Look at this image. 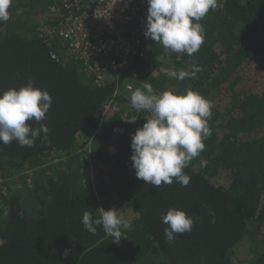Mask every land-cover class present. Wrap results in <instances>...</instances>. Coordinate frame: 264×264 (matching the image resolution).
<instances>
[{"label":"trees","instance_id":"trees-1","mask_svg":"<svg viewBox=\"0 0 264 264\" xmlns=\"http://www.w3.org/2000/svg\"><path fill=\"white\" fill-rule=\"evenodd\" d=\"M13 2L0 22V92L31 79L52 106L41 122L47 139L30 148L0 144V264H264V0H218L192 56L143 35L119 77L100 82L81 62L63 60L64 41L42 34L40 25L55 23L54 0ZM193 64L202 67L195 78L165 74ZM144 82L157 93L197 90L213 102L212 134L184 169L186 187L156 188L135 176L131 133L150 114L131 107L125 85ZM111 207L132 224L118 244L81 223L84 211L98 217ZM171 207L194 224L169 243L161 215Z\"/></svg>","mask_w":264,"mask_h":264},{"label":"clouds","instance_id":"clouds-1","mask_svg":"<svg viewBox=\"0 0 264 264\" xmlns=\"http://www.w3.org/2000/svg\"><path fill=\"white\" fill-rule=\"evenodd\" d=\"M13 0H0V22L10 19ZM148 9L144 35L160 44L165 51L198 52L205 39L201 21L209 10H215L218 0H147ZM202 67L196 64L190 70L167 69L170 78L183 81L195 78ZM130 105L136 112L150 115L145 123L131 133V161L137 179L145 184L160 187L174 181L182 187L190 183L185 173L191 161L205 149L204 141L212 132L209 121L213 102L197 90L167 89L160 93L144 82L135 90L130 89ZM52 106V96L46 89L36 86L30 79L19 88L10 87L0 92V144L16 141L20 147H33L37 139H47L49 128L41 123ZM137 118L126 120L135 123ZM32 121L39 124L33 127ZM114 131H120L114 129ZM43 134V136H42ZM206 161L201 160V166ZM165 240L173 242L177 235L191 232L194 220L182 208L171 207L161 215ZM84 229L96 235L98 228L119 243L132 227L131 221L122 216L119 209L101 208L94 217L84 211L81 221ZM68 255V250L64 252Z\"/></svg>","mask_w":264,"mask_h":264},{"label":"built area","instance_id":"built-area-1","mask_svg":"<svg viewBox=\"0 0 264 264\" xmlns=\"http://www.w3.org/2000/svg\"><path fill=\"white\" fill-rule=\"evenodd\" d=\"M54 2L49 8L55 23L39 27L48 39L58 38L66 43L63 60L68 56L81 62L82 72L97 82L106 77L117 79L144 35L147 0ZM51 56L58 58L55 52ZM125 88L130 91L132 86L126 83Z\"/></svg>","mask_w":264,"mask_h":264},{"label":"rangeland","instance_id":"rangeland-1","mask_svg":"<svg viewBox=\"0 0 264 264\" xmlns=\"http://www.w3.org/2000/svg\"><path fill=\"white\" fill-rule=\"evenodd\" d=\"M12 4H14V2H13ZM82 144H83V146L86 147L85 142H83ZM245 249H247V246H246V245H243V246L241 247V249H239V250L236 252L237 257L241 258L243 255L247 254V253L244 251ZM245 256H246V255H245Z\"/></svg>","mask_w":264,"mask_h":264}]
</instances>
